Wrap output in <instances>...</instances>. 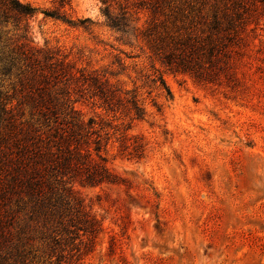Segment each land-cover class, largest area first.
I'll use <instances>...</instances> for the list:
<instances>
[{
	"label": "rangeland",
	"instance_id": "1",
	"mask_svg": "<svg viewBox=\"0 0 264 264\" xmlns=\"http://www.w3.org/2000/svg\"><path fill=\"white\" fill-rule=\"evenodd\" d=\"M20 1L37 11L24 37L13 23L0 29L4 52L19 44L59 50L77 68L102 71L134 89L147 111L130 130L143 137L144 157L121 155L111 138L103 154L120 183L80 189L85 209L101 223L80 263L264 264L263 22L257 50L228 70L234 76L203 83L165 68L135 37L148 18L143 10L129 18L130 35L118 40L106 25L103 0ZM45 11H59L72 24ZM8 89L0 75V92ZM78 105L87 115L114 121L96 106ZM32 225L20 212L14 230L22 238L31 234L26 250L33 263L47 262ZM77 249L62 242L56 252L74 261L84 251Z\"/></svg>",
	"mask_w": 264,
	"mask_h": 264
},
{
	"label": "trees",
	"instance_id": "2",
	"mask_svg": "<svg viewBox=\"0 0 264 264\" xmlns=\"http://www.w3.org/2000/svg\"><path fill=\"white\" fill-rule=\"evenodd\" d=\"M112 1L103 0L102 13L118 40L130 35L129 18L145 11L148 18L134 29L135 37L165 68L203 83L232 78L228 70L257 50L256 30L264 25V0ZM112 5L119 11H111ZM36 11L30 3L0 0V29L13 23L24 37ZM44 15L72 24L59 11ZM0 75L9 80V89L0 92V264H81L101 223L85 209L80 189L120 183L103 154L111 138L121 155L144 157L143 137L130 130L145 119L146 108L134 89L111 82L102 71L77 68L46 46L0 47ZM78 104L122 122L87 115ZM20 212L48 250L47 262L33 263L26 250L31 234L15 232ZM62 242L84 251L73 261V255L56 252Z\"/></svg>",
	"mask_w": 264,
	"mask_h": 264
}]
</instances>
